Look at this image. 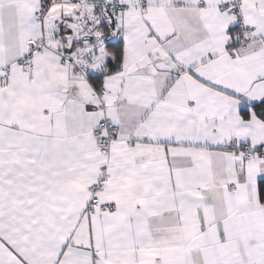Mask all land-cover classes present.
<instances>
[{"label": "snow or ice", "instance_id": "obj_1", "mask_svg": "<svg viewBox=\"0 0 264 264\" xmlns=\"http://www.w3.org/2000/svg\"><path fill=\"white\" fill-rule=\"evenodd\" d=\"M0 264H264V0H0Z\"/></svg>", "mask_w": 264, "mask_h": 264}]
</instances>
